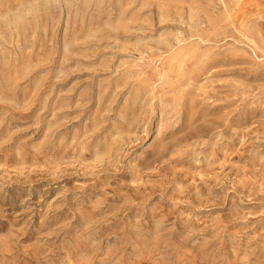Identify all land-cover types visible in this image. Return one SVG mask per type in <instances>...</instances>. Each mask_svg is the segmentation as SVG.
<instances>
[{"label": "rangeland", "instance_id": "1", "mask_svg": "<svg viewBox=\"0 0 264 264\" xmlns=\"http://www.w3.org/2000/svg\"><path fill=\"white\" fill-rule=\"evenodd\" d=\"M0 264H264V0H0Z\"/></svg>", "mask_w": 264, "mask_h": 264}, {"label": "bare ground", "instance_id": "2", "mask_svg": "<svg viewBox=\"0 0 264 264\" xmlns=\"http://www.w3.org/2000/svg\"><path fill=\"white\" fill-rule=\"evenodd\" d=\"M232 6V5H231ZM231 8V7H230Z\"/></svg>", "mask_w": 264, "mask_h": 264}]
</instances>
